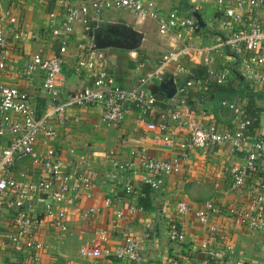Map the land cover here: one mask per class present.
I'll return each mask as SVG.
<instances>
[{
  "label": "crops",
  "instance_id": "crops-1",
  "mask_svg": "<svg viewBox=\"0 0 264 264\" xmlns=\"http://www.w3.org/2000/svg\"><path fill=\"white\" fill-rule=\"evenodd\" d=\"M94 1L70 0L76 7L90 5ZM154 2L164 14L174 9L183 14L191 13L198 24L200 17L204 25L199 26V29H186L181 36L162 34L155 17L130 9L108 7L102 10L98 21H90L91 30L76 24L70 51L75 52L78 41L86 38L96 43L95 35L103 42L117 39L131 43L136 39L135 34L139 33L141 39L137 48H103L108 61L107 68L116 83L129 88L138 84L140 75L157 66L164 52L190 42L197 52L183 60L189 72H180L173 64L164 74L166 80H176L175 93L177 87L182 86L190 76L205 79L211 70H228L227 82L214 86L205 100L200 99L202 94L199 86L186 89L188 103L195 106L199 120L213 122L224 130L234 127L237 118L234 111L222 101H238L246 108L249 117L254 112L258 118V125L248 128L249 139L252 140L256 133H264V85L244 72L240 58L226 45L229 30L219 19L213 2L207 0L201 3L198 10L192 9V0ZM9 8L17 17L16 25L9 23L5 15ZM58 8L56 0H0V25H6L11 46L2 81L29 92L33 105L40 113L52 108L42 88L44 72L27 75L25 68L28 59L37 53L42 52L45 56L57 53L59 41L50 31V13ZM258 14L264 21V8L258 10ZM18 35L20 38H17ZM91 81L90 73L79 72L76 61L69 58L61 78L63 94L75 93ZM147 87L158 95L159 103L144 119L140 118L139 110H134L122 124L108 126L102 121L103 109L99 105L68 109L63 114V124L58 115L53 114L58 134L49 140L40 138L38 148L44 151L54 148L76 173H89L93 178V197L83 196L77 202L64 204L68 212L67 231H54L47 227L38 231V238L43 243L39 264H163L174 250H177V255H181L182 264H264V230H254L242 224L240 219L223 213L212 215L210 221L219 227L220 235L210 237L212 234L208 232L207 226L192 222L190 216H178L176 211L177 202L181 199L194 208H200L207 199L214 200L225 210L230 204L249 206L253 199L250 192L256 190L257 182L263 181L264 176L260 175L253 183L249 181L246 188L233 187L232 169L244 163V151L232 150L229 143L219 144L209 152L195 149L164 178V184L157 190L143 182L139 166L122 173L116 180L108 175L115 162L123 164L137 160L143 150L155 158L178 156L176 146H164L161 141L162 135L167 133L166 129L147 128V123L152 120L156 124L165 122L173 129L168 111L175 104L168 101L167 90H162L159 80L155 79ZM177 133L176 140L186 137L183 130L179 129ZM8 143V135L0 138L1 147ZM27 166L30 168L24 169ZM34 168L39 172L37 175ZM22 171H31L30 175L36 178L41 173V169L34 166L30 159L19 162L14 168L16 174ZM106 198L115 201L111 206H106ZM141 199L146 206L142 205ZM91 207H97L99 212L86 218L83 214ZM119 211H123L124 215L120 217ZM179 219L184 221L185 230V241L180 245L173 244L168 237L169 224ZM146 232L150 233V237L144 238ZM129 235L140 239L143 237V259L140 262L106 257L88 258L81 253L85 245L116 248ZM208 238L215 240L212 244L216 256L225 252L228 245H232L231 251L223 258L206 255L201 244ZM15 253H21V250L10 247L0 249V262H9L10 255ZM207 257L208 263L205 262Z\"/></svg>",
  "mask_w": 264,
  "mask_h": 264
},
{
  "label": "built area",
  "instance_id": "built-area-1",
  "mask_svg": "<svg viewBox=\"0 0 264 264\" xmlns=\"http://www.w3.org/2000/svg\"><path fill=\"white\" fill-rule=\"evenodd\" d=\"M56 1L59 8L50 13V31L59 41L57 53L52 56L37 53L28 59L25 68L27 75L44 72L42 88L52 105L48 112L37 111L29 92L2 81L11 46L6 25H0V138L9 136V143L0 146V249L10 247L21 250V253L11 254L9 262L0 264H39L43 243L38 238V231L43 227L67 231L68 212L64 204L77 202L83 196L93 197V178L89 173H76L72 165H67L54 148L46 151L38 148L40 138L49 140L58 134L53 114H57L63 124V114L68 109L99 105L103 109L102 121L108 126L122 124L134 110H139L140 118L144 119L159 103L158 95L149 90L147 85L154 83L155 79L160 83L165 82V71L173 64L180 72H189L183 60L197 52L195 46L186 42L181 47L164 52L156 67L140 75L136 86H120L107 68V56L103 48H99L93 39L78 41L77 50L73 53L70 51L76 24H82L86 30H91L90 21H98L105 8H125L155 17L160 33L181 36L186 29H199L195 16L191 13L183 14L176 9L164 14L157 8L154 0H95L90 5L83 4L80 7L71 4L70 0ZM205 1L207 0H192V9L198 10ZM211 1L218 10L217 15L222 24L229 30L226 45L240 58L244 72L264 85V21L258 14V10L264 8V0ZM5 15L9 23L18 24L11 8L5 11ZM69 58L76 61L79 72H89L92 81L75 93L63 94L61 78L63 67ZM228 75V70L217 69L211 70L205 79L190 76L182 86L177 87V93L168 97V101L175 104L168 111L173 129L165 122L156 124L151 120L147 123L149 130H167L161 141L164 146H176L178 156L155 158L143 150L138 154L137 160L123 164L115 162L108 175L116 180L122 173L139 166L143 182L157 190L164 184V178L179 167L180 161L188 158L193 150L209 152L219 144L229 143L232 150L244 151L245 159L243 164H237L232 169L233 187L246 188L249 181L253 183L260 175L264 176V133H256L252 140L249 139L248 128L252 119L247 115L246 108L238 101L223 100L222 103L236 114L237 122L234 127L222 130L213 122L199 120L195 106L188 103L185 97L186 89L199 86L202 94L200 99L205 100L214 86L227 82ZM175 83L176 80L173 79V84ZM179 129L186 133V137L176 140L175 135ZM27 159L41 169L37 178L30 175L31 171L19 174L14 172L16 165ZM33 170L37 172L35 168ZM257 183L256 190L252 189L250 192L253 199L249 206L230 204L225 210L214 200L207 199L200 208H194L181 199L176 205L177 214L181 217L190 216L192 222L207 226L208 232L212 234L210 237L215 238L220 235L219 227L210 220L212 215L219 216L223 213L240 219L242 224L254 230H264V180ZM114 201L106 198L105 205L111 206ZM98 212L97 207H91L83 215L87 218ZM118 215L121 217L124 212L119 211ZM183 225L182 219L169 224L168 237L173 244L180 245L185 241ZM143 236L148 238L150 233L146 232ZM142 238L129 235L116 248H93L85 245L81 248V253L88 258L106 257L140 262L143 259ZM214 242L210 238L202 242L201 248L206 255L216 256L212 244ZM231 246H226L225 252L216 257L228 255ZM177 253L174 250L169 260L163 264H182L181 255ZM205 262H209L208 257Z\"/></svg>",
  "mask_w": 264,
  "mask_h": 264
},
{
  "label": "water",
  "instance_id": "water-1",
  "mask_svg": "<svg viewBox=\"0 0 264 264\" xmlns=\"http://www.w3.org/2000/svg\"><path fill=\"white\" fill-rule=\"evenodd\" d=\"M198 21H199V26L204 25V22L202 21V19L200 17L198 18ZM135 35H136V39L134 40V42H131V43H127V42L117 40V39L116 40H109L107 42H103V41L99 40V37L97 35H95V38H96V44L99 48H104V47H108V46H113V47L115 46V47H121V48L134 49L140 45V39H141V36L139 33H136ZM161 87H162V90H167V94H166L167 97H172L176 92V87L173 84L172 78L167 79L165 82H162ZM169 90H171L170 93L168 92Z\"/></svg>",
  "mask_w": 264,
  "mask_h": 264
},
{
  "label": "trees",
  "instance_id": "trees-1",
  "mask_svg": "<svg viewBox=\"0 0 264 264\" xmlns=\"http://www.w3.org/2000/svg\"><path fill=\"white\" fill-rule=\"evenodd\" d=\"M251 116H250L251 119H252L251 127L253 128V127H256L258 125V118L256 116V113H254V112L251 114ZM146 193H147V191H146ZM145 197H147L146 194H145ZM141 200H143V199H141ZM141 202H142V205H143L144 204V200L141 201ZM143 206H146V205H143Z\"/></svg>",
  "mask_w": 264,
  "mask_h": 264
},
{
  "label": "rangeland",
  "instance_id": "rangeland-1",
  "mask_svg": "<svg viewBox=\"0 0 264 264\" xmlns=\"http://www.w3.org/2000/svg\"><path fill=\"white\" fill-rule=\"evenodd\" d=\"M24 168V167H23ZM28 168H30V166H27V167H25L24 169H28Z\"/></svg>",
  "mask_w": 264,
  "mask_h": 264
}]
</instances>
